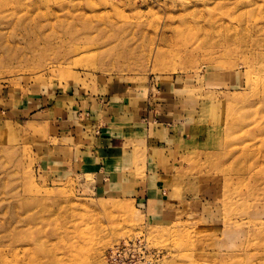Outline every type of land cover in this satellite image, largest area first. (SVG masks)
I'll use <instances>...</instances> for the list:
<instances>
[{"label":"rangeland","instance_id":"1","mask_svg":"<svg viewBox=\"0 0 264 264\" xmlns=\"http://www.w3.org/2000/svg\"><path fill=\"white\" fill-rule=\"evenodd\" d=\"M263 93L264 0L0 4V264L264 263Z\"/></svg>","mask_w":264,"mask_h":264},{"label":"bare ground","instance_id":"2","mask_svg":"<svg viewBox=\"0 0 264 264\" xmlns=\"http://www.w3.org/2000/svg\"><path fill=\"white\" fill-rule=\"evenodd\" d=\"M7 2V0H0V4H5ZM12 15V13L11 14H3L2 16H11ZM62 16V18H68L67 17V14H62L61 15ZM60 16V17H61ZM87 52H92L91 50H87ZM85 53V55H87L88 53ZM261 96L264 98V93L263 94H261ZM218 124V123H217ZM217 131H219L220 130V126H217L216 128H215ZM120 133V132H119ZM30 191H33L32 189H30ZM33 193H37V192H33ZM252 222V220L250 219V218H248V220H246V222H241L240 223V225H244L245 227H248V228H250L251 226H252V224H253V222ZM236 226H237V223H234ZM128 242H132L133 244L135 243V242H140L141 244H142V246L144 247V248H146L145 247V245H143V243H142V240L141 239H135V240H127ZM258 241V240H257ZM257 241H252L251 243H249L250 245H254ZM119 245V244H118ZM131 245V244H130ZM112 248H110L109 249V253H108V256H107V262L111 259L110 258V256L111 255H113V252H112V250H111ZM201 251V250H200ZM200 251H198L199 253H200ZM261 258V256H260V254L259 253H250V255H249V257H248V259H247V261H246V263L245 264H264V263H255V261L257 260V259H260ZM63 262H66V263H70V264H90L87 260H86V258L84 257V255H78V254H76V255H69V256H64V257H62V258H60ZM60 259H57V260H52L51 261V263L50 264H62V261L60 260ZM94 260L96 261V260H98V258H97V253H95V255H94ZM184 264H195V262L194 261H192V257H186V259L184 260ZM199 264H203L202 262L201 263H199Z\"/></svg>","mask_w":264,"mask_h":264},{"label":"built area","instance_id":"3","mask_svg":"<svg viewBox=\"0 0 264 264\" xmlns=\"http://www.w3.org/2000/svg\"><path fill=\"white\" fill-rule=\"evenodd\" d=\"M111 250L113 255L107 264H149L150 252L140 242L126 241Z\"/></svg>","mask_w":264,"mask_h":264},{"label":"crops","instance_id":"4","mask_svg":"<svg viewBox=\"0 0 264 264\" xmlns=\"http://www.w3.org/2000/svg\"><path fill=\"white\" fill-rule=\"evenodd\" d=\"M110 124H114V123H110ZM121 124H124V123H121ZM76 130H77V128L73 127L72 130L69 129L68 131H66V132H69L68 137L71 138L72 140L76 139V137L82 135L81 134L82 132H80V134L77 135ZM112 132H113L112 130L108 131L106 129L105 133H101V135L98 136L97 148L99 149V151L104 153V151H107L108 149L114 151L115 149L121 148V146H118L119 145V141H118V137H117L118 135H116L115 133H112ZM152 138H154V137H152ZM153 141H154V139H153ZM104 166H106V165L104 163L103 164L101 163L99 168L94 171V176H96V180H97L96 187H98V188L100 185H102V180L104 181V179H105L104 177L107 174ZM141 195L143 196L142 199L147 197V189L146 188L143 189V192L141 193Z\"/></svg>","mask_w":264,"mask_h":264}]
</instances>
